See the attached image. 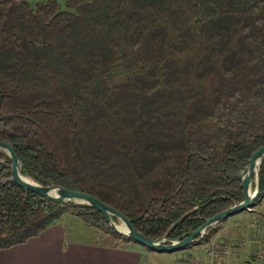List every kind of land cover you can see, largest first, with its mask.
<instances>
[{"label":"trees","instance_id":"trees-1","mask_svg":"<svg viewBox=\"0 0 264 264\" xmlns=\"http://www.w3.org/2000/svg\"><path fill=\"white\" fill-rule=\"evenodd\" d=\"M0 139L23 173L97 196L148 237L191 232L244 198L239 171L264 144V0H0ZM10 174L0 150V248L66 212L105 244L138 242ZM260 188L258 203L264 157Z\"/></svg>","mask_w":264,"mask_h":264},{"label":"crops","instance_id":"crops-1","mask_svg":"<svg viewBox=\"0 0 264 264\" xmlns=\"http://www.w3.org/2000/svg\"><path fill=\"white\" fill-rule=\"evenodd\" d=\"M254 210L256 209H247L231 216L237 219L252 216L251 219H255ZM76 221L86 225L77 215L66 213L62 221L48 226L38 235L24 242L0 248V264H143L144 258L153 252L145 254L142 249L134 245L105 244L99 239L98 232L90 225H86L85 228H88L91 236L86 237L75 233L72 224ZM236 229V235L245 234L247 230H251L252 234L261 230L260 227L254 229L246 227L242 230L238 226ZM262 231L264 232V229ZM219 233L217 232V235ZM223 235H221L223 239L227 238L225 234ZM251 239L255 240L253 237ZM246 249L244 246L236 250L231 259L234 261L249 259L255 252L246 251ZM192 251L195 252V250ZM262 264H264V257Z\"/></svg>","mask_w":264,"mask_h":264},{"label":"water","instance_id":"water-1","mask_svg":"<svg viewBox=\"0 0 264 264\" xmlns=\"http://www.w3.org/2000/svg\"><path fill=\"white\" fill-rule=\"evenodd\" d=\"M0 150L5 151L11 158V174L9 180L18 183L26 190H33L40 194L42 199L55 200L59 202L74 201L76 203L87 204L99 209L107 222L118 232L128 235L139 243L150 249L158 251H176L192 244L198 236H202L206 230L220 223L228 216L234 215L246 209H251L260 197V169L264 157V144L256 148L245 165L240 169L239 174L244 190V198L231 206L209 216L197 228L189 233H184L170 242L167 235L158 238H151L140 232L134 225L131 218L122 211L101 200L97 196L78 189L67 188L60 184H42L31 176L22 172V161L13 146L0 139ZM254 181V184H253ZM3 182L0 181V183ZM114 217L120 220L116 223ZM178 221V220H177ZM176 221V222H177ZM175 222V223H176ZM122 226V227H121Z\"/></svg>","mask_w":264,"mask_h":264},{"label":"rangeland","instance_id":"rangeland-1","mask_svg":"<svg viewBox=\"0 0 264 264\" xmlns=\"http://www.w3.org/2000/svg\"><path fill=\"white\" fill-rule=\"evenodd\" d=\"M28 1L35 2L37 0H28ZM253 184H254V181H253ZM252 208L256 209L254 210L255 219H251L252 216L241 217L242 219L234 218V216H228L225 218V220L218 223L220 224V228L217 230V232L218 233L220 232L219 233L220 235L219 234L217 235V232H216L211 237H216V239L219 240L222 238L221 235L225 234L227 238H224V239L226 240L230 238H239V239L244 238V239H247L246 244L237 246L235 248V251L239 250L240 248L242 249V247L246 246L247 248L246 251L252 250L256 252L257 250H263L264 252V232L262 231L264 229V198L260 200L259 203L257 200V203ZM66 213L70 214L69 212H66ZM114 220L116 223H120V220L117 217H114ZM80 221L73 222L72 225L74 226V232L75 233L77 232L78 234L84 235L86 237L91 236V232H88V228H85L87 224L86 225L84 224L85 225L84 226L81 224ZM234 222H235V225L238 226V228L242 230L246 227L251 228V229L260 227L261 230L256 231L255 234H252L251 230H247L248 233L245 232V234L236 235L237 229H236V226L234 225ZM224 223H226L224 225L225 227L222 226ZM92 227L98 232L99 239L104 241L105 236L103 235V231L95 226H92ZM222 227H224V229L220 230ZM211 237L208 240L197 241L194 244H192L190 247L182 248L176 251H158L155 249H150L147 246L139 242H133V241L126 242L125 244L137 246L138 248L142 249L145 254L153 251L151 252V254H149L148 256L144 258L143 264H181V262H185L184 264H187L189 258L191 257H197V256L201 257V255L204 256V250L207 247V244L208 243L210 244ZM252 237L253 239L255 238L256 241L255 240L253 241L251 239ZM107 238L109 237L107 236ZM192 250H195V252ZM241 261L244 262L246 261V259L241 260Z\"/></svg>","mask_w":264,"mask_h":264},{"label":"built area","instance_id":"built-area-1","mask_svg":"<svg viewBox=\"0 0 264 264\" xmlns=\"http://www.w3.org/2000/svg\"><path fill=\"white\" fill-rule=\"evenodd\" d=\"M247 239L244 238H230L219 239L211 237L210 244L204 250V256L191 257L187 264H262L264 257L263 250H257L249 259L246 261H234L231 259L233 254L236 252L235 248L240 245H245ZM185 262H181L184 264Z\"/></svg>","mask_w":264,"mask_h":264},{"label":"bare ground","instance_id":"bare-ground-1","mask_svg":"<svg viewBox=\"0 0 264 264\" xmlns=\"http://www.w3.org/2000/svg\"><path fill=\"white\" fill-rule=\"evenodd\" d=\"M30 176V175H29ZM122 227V226H121Z\"/></svg>","mask_w":264,"mask_h":264}]
</instances>
